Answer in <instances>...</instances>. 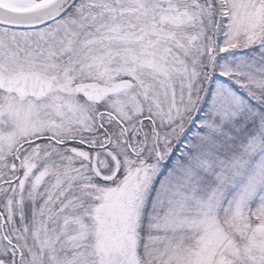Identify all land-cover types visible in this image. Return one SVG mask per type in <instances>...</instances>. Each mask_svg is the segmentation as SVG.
I'll return each mask as SVG.
<instances>
[{"label": "snow or ice", "instance_id": "snow-or-ice-1", "mask_svg": "<svg viewBox=\"0 0 264 264\" xmlns=\"http://www.w3.org/2000/svg\"><path fill=\"white\" fill-rule=\"evenodd\" d=\"M0 264H264V0H0Z\"/></svg>", "mask_w": 264, "mask_h": 264}]
</instances>
